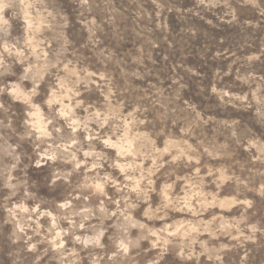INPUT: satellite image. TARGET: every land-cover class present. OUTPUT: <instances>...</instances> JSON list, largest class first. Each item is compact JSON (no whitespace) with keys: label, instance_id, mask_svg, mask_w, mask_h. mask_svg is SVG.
<instances>
[{"label":"clouds","instance_id":"obj_1","mask_svg":"<svg viewBox=\"0 0 264 264\" xmlns=\"http://www.w3.org/2000/svg\"><path fill=\"white\" fill-rule=\"evenodd\" d=\"M0 264H264V0H0Z\"/></svg>","mask_w":264,"mask_h":264}]
</instances>
